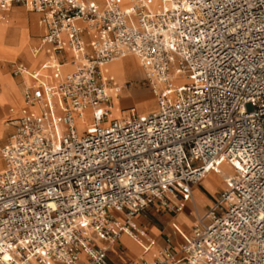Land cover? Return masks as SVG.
Listing matches in <instances>:
<instances>
[{"label":"built area","instance_id":"1","mask_svg":"<svg viewBox=\"0 0 264 264\" xmlns=\"http://www.w3.org/2000/svg\"><path fill=\"white\" fill-rule=\"evenodd\" d=\"M13 6L39 15L33 53L48 62L26 73L0 147V264H106L121 236L144 255L136 216L184 202L190 232L171 223L177 246L128 264H264V0H0V21ZM126 56L154 108L109 118L127 84L102 67ZM221 165L219 199L198 213L192 188Z\"/></svg>","mask_w":264,"mask_h":264},{"label":"crops","instance_id":"2","mask_svg":"<svg viewBox=\"0 0 264 264\" xmlns=\"http://www.w3.org/2000/svg\"><path fill=\"white\" fill-rule=\"evenodd\" d=\"M13 7H19V6H13ZM13 7H11V8H13ZM10 9H9V11H10ZM13 11L20 12V10H11L10 12H13ZM25 11H27V10H25ZM10 12L9 13L6 12V13L10 14ZM21 12H24V11H21ZM27 12H29V11H27ZM24 13H23V16L21 19L22 25H21L20 30H18V32L11 35L8 39V42L10 43V46H16V45L18 46L23 35H26V37L28 38V42H30L31 36L39 33V36L37 38V43L33 47V51H34L35 49H37L39 47V40L42 36V28L38 22L39 21V15L32 13V12H29L32 15L28 14V15H31L30 17H28L27 14L25 13L26 14L25 15ZM4 15H5V13H4ZM35 19H36V23H35ZM7 23H8V21H7ZM7 23L6 22H0V25L1 24L6 25ZM8 28H10V27H8ZM8 28L5 29V36H6V30ZM35 31H37V32L35 33ZM33 33H35V34H33ZM13 38H14V41H13ZM83 39L87 40V37L83 35ZM6 44L9 46L8 43H6ZM26 53L30 58H32L30 56L27 48H26ZM32 54L33 55H39L40 54L41 56L38 58H32L33 61L26 59V57H24V56L18 57L17 58L18 60L15 59L14 61H9L7 63L8 67H9V75L3 73L0 70V72L2 74L7 75L12 80V82L16 85L18 92L20 94V98L22 95L23 87L27 86L30 82L26 73H29L32 71H38L43 63L48 62V55L45 53L44 48L39 49V51L36 54H34V53H32ZM21 57H23L24 59H22ZM129 57H132V56H129ZM55 59H56V62H58L61 65V67H60L61 75L69 73L72 70V66L70 64L72 61V56L69 53V51L63 50L61 53H59L55 56ZM10 64H15V65L21 66L24 72L21 73L19 76L18 75H16V76L12 75ZM109 70H110V67H109ZM41 72H44L45 74H43V75H45V76H48L50 74V71H48V70H42ZM130 76H131V78L134 77L133 75H129V76L128 75H126V76L122 75L121 79L124 81V80L130 78ZM1 77L7 78L4 76H1ZM23 77H25L28 80L27 85H25L23 83ZM114 77H115V75H114ZM2 78H0L1 87L2 88L5 87L9 96L13 97L17 100V97L15 96V93L13 92V90L11 89L9 84L6 82L3 85V79ZM15 78H17V79H15ZM141 79H140V81H141ZM123 83H125V81ZM121 93H123V95H125V94L131 95L132 99L130 100V102L124 103L125 104L124 107H128V106H132L134 104H137L140 100V98H139L140 94L139 93H143V92L141 89H138V90L134 89V90H132V92H130L127 90V88H125L122 90ZM21 101H20V104L19 103L16 104L15 112H17L18 108H19V110H18L15 118L13 115V113H15V112H13V113L12 112H6L5 110H3L2 105H1V101H0V122L5 118L11 117V119H8L5 122L6 126L0 127V147L5 144L8 137L13 132V127H12L11 122L19 116L20 109L22 108ZM17 102H18V100H17ZM29 111L33 112L32 109H29ZM147 112H149V110H143L142 112H139V113L140 114H146ZM1 168H2V161L0 158V170H1ZM222 183H223V181H222ZM203 186L206 189L204 184H203ZM204 188L202 186H200V183H199L197 186L193 187L192 191H191V194L193 192L194 196H198V198H199L198 207H199L200 211L198 213H202L205 209H207L209 207L208 204H210V207H212L214 204L213 202L216 200V198L214 197L213 194L216 193L217 191L214 193L211 192L212 194H207L204 191ZM207 191H209V190H207ZM202 198H203L204 202L202 203V208H201L199 202ZM188 203L189 202L182 203L181 214L178 216L176 221H173V220L176 218L177 214L170 215V213L168 211L158 207L156 204L147 207L144 212H142L141 214L136 216L135 222H136V225L146 233L147 237L153 241V244H152L149 252L143 255L141 253L140 248L137 245H135L128 237L121 236V238L116 243L106 247V251H105L106 264H128L129 262H131L133 260H138V259L150 261L153 255L148 256V254L150 253L152 248L159 250L160 248L165 246L164 239L167 237L171 240V244L174 247L177 246L180 243V240L176 235H174L172 233V231H170L171 230L170 224L173 223L174 226L180 228L185 233L190 232L191 225L193 223V219L190 218L188 216V214H184V212H183L185 207H190V203H189V205H188ZM187 220L192 221L190 226L187 227L185 225H180Z\"/></svg>","mask_w":264,"mask_h":264},{"label":"rangeland","instance_id":"3","mask_svg":"<svg viewBox=\"0 0 264 264\" xmlns=\"http://www.w3.org/2000/svg\"><path fill=\"white\" fill-rule=\"evenodd\" d=\"M11 10H20V12H18V11L10 12ZM10 11H9L10 14H8L9 15L8 16V23L6 25L5 24L4 25L1 24L4 27H10V28H8L6 30V39L3 40V41L0 40V70L3 73L8 74V75H9V67H8L7 63L9 61H14L15 59L18 60L17 58L20 57V56H24V57H26V59L32 60V58H30L27 55V53H26V44L28 45L30 43V47L33 48L36 45L37 38L39 36V33L36 34V35H33L30 38V42L27 41L28 43H24L23 39H24L25 35H23L18 46L17 45L16 46H10V43L8 42V39H9V37L11 35H13L14 33L18 32V30H20L21 25H22L21 24V19H22L23 13L25 12L28 17H30L32 15L31 13L25 11V9L23 7H13V8L10 9ZM21 11H24V12H21ZM28 14H31V15H28ZM35 23H36V19H35ZM36 32L37 31H35V33ZM35 33H33V34H35ZM13 41H14V38H13ZM6 43H8L9 46ZM21 58L24 59L23 57H21ZM1 76L7 77V78H2ZM0 78L3 79V85L6 82L9 84V86L11 87L13 92L15 93V96L17 97L18 102H17V100L15 98L9 96V94H8L7 90L5 89V87L2 88L1 85H0V101H1L2 108L6 112H12L13 113V112H15L16 104L17 103L20 104V101H21L20 94L18 92L17 87H15L13 89L12 86H16V85L12 82V80L7 75H4V74H2L0 72ZM141 78H142V74H137L135 77L131 78V76H130V78L126 79L125 83L127 84L126 88H127L128 91L132 92V90H134V89H136V90L141 89L143 93H139L140 94L139 95L140 100H139V102L137 104H134V105L128 106V107H124V105H125L124 103L130 102L132 97L129 94L123 95V93H121L120 99H119V105L122 108V111L125 110V109L133 107V108H135V112L140 114L139 112H142L143 110L151 111L154 108L153 97L150 94V92L148 91V89L146 88V86L143 85L142 82L140 81ZM15 79H17V78H15ZM117 80L121 84V82H120V80L118 78H117ZM23 83L28 84V80L26 78H24V77H23ZM3 97L8 98L9 103L6 104V102L4 101ZM21 104H22V101H21ZM18 110H19V108H18ZM18 110H17V112H18ZM17 112L13 113L14 118L16 117ZM8 119H11V117L3 119L0 122V127L6 126L5 122ZM76 132L77 133H82V129L79 126H77L76 127ZM221 171H223V173H221ZM211 173H213L212 174V179L215 180L216 182H218L217 186H215L212 190H209L210 192L207 191L208 189L207 188L205 189L204 186H203L204 182L206 181L205 178L203 180H201L200 186H202L204 188V191L207 194H212V193L217 191L213 195L218 200L219 199L218 198L219 194L223 190L222 180L223 179L225 180L227 176H230V170H229V168L227 166L221 165V166H219L216 169L215 172H210V174ZM208 177H209V175H208ZM198 201H199L198 196H194V194H193L192 204L195 205L197 212L200 211V209L198 207ZM203 202H204V200L202 198L200 200V202H199L201 208H202V203ZM208 205L210 207V204H208ZM189 210H190V207H185L184 211H183L184 214H188ZM180 214H181V211L177 214L176 218L173 221H176ZM170 215H173V214H170ZM191 223H192V221H188L187 220V221H185L184 223H182L180 225H185V226L188 227V226L191 225ZM156 253H157V250L155 248H152V250L150 251L148 256L149 255H153L154 256V255H156Z\"/></svg>","mask_w":264,"mask_h":264},{"label":"bare ground","instance_id":"4","mask_svg":"<svg viewBox=\"0 0 264 264\" xmlns=\"http://www.w3.org/2000/svg\"><path fill=\"white\" fill-rule=\"evenodd\" d=\"M8 13H9V10H8ZM8 13H5V15H4L5 17H3L0 22H6L7 23V21H8ZM6 28H8V27H4V26L0 25V40H2V41L6 39V36H5V29ZM23 40H24V43H28L27 42L28 38L26 37V35H25ZM26 46H27L26 48H27V50H28V52H29V54H30V56L32 58H38V57L41 56L40 54L39 55H33L32 54L33 53V48L30 47V44L29 45L26 44ZM109 67H110V70H109ZM102 71L104 73L108 74V76H110L118 84H120V83H119V81L116 78H118L120 80L121 84L124 81H126V80L123 81L121 79L122 75H124V76L125 75H128V76L129 75H133L135 77L137 74H142V70H141V68L139 66V63H138L137 59H135L133 56L132 57L126 56L123 59L113 61V62L109 63L108 65L102 67ZM110 71L115 75L116 78L114 77V75ZM43 74H45V73L41 72V75H43ZM187 82H188V80L185 79V78H180V79L175 80V84H182V83H187ZM24 84L27 85L26 83H24ZM12 87L14 89L16 86H12ZM109 94L112 97L111 107L109 109L110 110L109 118H113V117L117 118V117H119L122 114V112H121L122 108L119 105V99H120L121 93L119 95H117V96H113L112 92L109 91ZM3 99L6 102V104L9 103L8 98L3 97ZM21 106H22V104H21ZM133 109H135V108H133ZM221 173H223V171H221ZM212 174L213 173H211V174L208 173L207 175H205V177L206 176L207 177L206 178L204 177L205 180H206L204 182V185H205V187L208 190H212L218 184V182H216L215 180L212 179ZM208 175H209V177H208ZM191 200L193 201V192L191 194ZM188 205H189V203H188Z\"/></svg>","mask_w":264,"mask_h":264}]
</instances>
